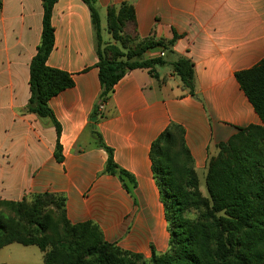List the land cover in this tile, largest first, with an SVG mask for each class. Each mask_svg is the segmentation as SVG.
<instances>
[{"label": "crops", "instance_id": "crops-1", "mask_svg": "<svg viewBox=\"0 0 264 264\" xmlns=\"http://www.w3.org/2000/svg\"><path fill=\"white\" fill-rule=\"evenodd\" d=\"M123 4L134 10L133 46L150 44L143 59H190L196 95L181 88L169 65L156 68L158 78L137 69L115 85L95 117L102 87L91 13L82 0H59L47 66L69 74L73 86L49 101L58 135L51 119L28 111L43 3L0 0V201L60 196L72 225L90 223L105 242L150 260L170 242L153 143L169 129L181 130L200 170L239 130L262 126L236 75L264 59V0H96L104 47L120 46L109 31V11L118 14ZM93 131L133 182L107 173L109 154ZM0 264H45L44 253L14 243L0 251Z\"/></svg>", "mask_w": 264, "mask_h": 264}, {"label": "trees", "instance_id": "trees-1", "mask_svg": "<svg viewBox=\"0 0 264 264\" xmlns=\"http://www.w3.org/2000/svg\"><path fill=\"white\" fill-rule=\"evenodd\" d=\"M44 8L41 44L30 64V91L28 111L41 118H49L60 135L61 127L56 120L49 101L62 91L73 86L71 76L49 68L47 60L54 49L55 30L52 25L53 7L59 0H41ZM89 8L98 56L97 68L102 87L101 99L95 108V117L102 116L100 104H104L115 85L128 73L146 69L158 78L157 67L171 66L181 80V88L196 95L193 62L178 57L168 64L164 58L144 60L143 54L150 44L134 47L135 15L133 7L123 4L119 13L109 11V31L119 47H104L101 22L96 0H82ZM159 42L158 44H161ZM165 46L164 43H162ZM173 41L168 46H172ZM237 81L262 121V126L239 130L229 142L219 145V154L210 159L206 177L207 191L211 200L209 211L217 229L215 248L212 250L208 235L196 226L187 224L180 217L182 201H179L180 186L175 181L164 146L178 136L182 149L187 150L182 131L172 128L163 133L152 146L151 158L154 175L165 206L170 233L169 249L162 255L153 252L150 260L141 255L130 254L104 241L99 229L90 224L72 225L66 218L64 199L53 194H44L31 201H0V206L16 209V216L25 217L28 224L38 229L40 238L31 232H13L0 216V251L11 244L36 246L44 253L45 264H128L129 259H139L152 264H264V158H260L258 146L264 141V59L251 69L236 75ZM97 146L108 151L107 173L118 174L122 180L132 177L114 163L113 152L107 148L99 133L93 131ZM60 146H57V159ZM52 209L59 224L60 244L48 250L51 243L46 234L43 214ZM221 214V216H217ZM94 257L93 260H86Z\"/></svg>", "mask_w": 264, "mask_h": 264}, {"label": "rangeland", "instance_id": "rangeland-1", "mask_svg": "<svg viewBox=\"0 0 264 264\" xmlns=\"http://www.w3.org/2000/svg\"><path fill=\"white\" fill-rule=\"evenodd\" d=\"M106 23V22H105ZM106 27V24H105ZM106 34V33H105ZM260 158H264V141L258 146ZM164 154L170 162L169 169L175 174V181L180 186L179 201H182L180 217L182 220L196 226L199 230L205 231L208 235L209 243L212 250L215 248L216 227L214 220L211 218L209 207L211 200L207 191L206 177L208 172V163L206 167L197 170L195 163L192 162L188 155L183 151L180 138L178 136L170 140L164 146ZM194 161V160H193ZM16 209L0 206V216L6 218V224L13 232L24 234L31 232L35 238H40L38 229L33 224H28V210L25 217L16 216ZM217 216H221L218 214ZM46 228V234L50 238L48 250L58 248L60 244L59 224L57 216L52 209L46 210L43 214ZM94 257H87L86 260H93ZM128 264H152L149 261L143 262L139 259H129Z\"/></svg>", "mask_w": 264, "mask_h": 264}, {"label": "built area", "instance_id": "built-area-1", "mask_svg": "<svg viewBox=\"0 0 264 264\" xmlns=\"http://www.w3.org/2000/svg\"><path fill=\"white\" fill-rule=\"evenodd\" d=\"M100 109L103 110L104 109V104H100Z\"/></svg>", "mask_w": 264, "mask_h": 264}]
</instances>
